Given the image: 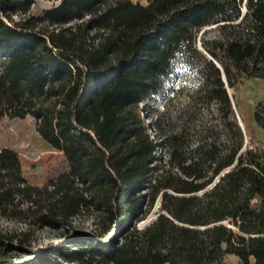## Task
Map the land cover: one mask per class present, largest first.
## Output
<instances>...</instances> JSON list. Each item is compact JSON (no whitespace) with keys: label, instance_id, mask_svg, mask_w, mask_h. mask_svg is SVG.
Returning <instances> with one entry per match:
<instances>
[{"label":"trees","instance_id":"obj_1","mask_svg":"<svg viewBox=\"0 0 264 264\" xmlns=\"http://www.w3.org/2000/svg\"><path fill=\"white\" fill-rule=\"evenodd\" d=\"M144 1L59 0L30 14L33 0H0V118H33L69 167L35 187L2 153L0 218L64 231L96 216V233L68 235L38 264H264V158L242 149L222 81L231 85L232 71L264 79V0ZM212 25L228 31L223 63L203 70L222 140L170 136L159 164L139 106ZM253 120L264 130V102Z\"/></svg>","mask_w":264,"mask_h":264},{"label":"rangeland","instance_id":"obj_2","mask_svg":"<svg viewBox=\"0 0 264 264\" xmlns=\"http://www.w3.org/2000/svg\"><path fill=\"white\" fill-rule=\"evenodd\" d=\"M145 5L144 0H130ZM59 0H33L30 14H38L58 4ZM228 31L217 25L206 26L197 31L193 50H184L171 62L167 77L161 79L158 90L143 100L139 109L141 119L151 138L159 143V164L166 159L165 139L174 136L180 145L193 146L199 139L213 137L222 140L223 124L218 105L203 92V70L212 75L208 62L215 67L223 63L219 51ZM211 53L218 55L213 58ZM229 94L234 119L243 135L244 151L257 153L264 158V130L253 120L257 106L264 102V79L253 78L232 71L231 85L222 77ZM230 93H229V91ZM241 123L244 130L241 127ZM4 152L16 155L25 181L35 187H44L69 172L61 152L54 151L40 138L36 121L27 116L23 119L0 118V155ZM139 222L142 227L151 220L156 211ZM94 214L79 216L72 220L67 230L49 228L29 229L23 224L0 218V264H38L37 255L52 254L56 257L58 246L68 235L94 234L98 231ZM227 264H240L232 256H226Z\"/></svg>","mask_w":264,"mask_h":264},{"label":"bare ground","instance_id":"obj_3","mask_svg":"<svg viewBox=\"0 0 264 264\" xmlns=\"http://www.w3.org/2000/svg\"><path fill=\"white\" fill-rule=\"evenodd\" d=\"M228 91H229V89H228ZM229 93H230V91H229ZM241 127H242V129L244 130V127H243L242 123H241Z\"/></svg>","mask_w":264,"mask_h":264},{"label":"water","instance_id":"obj_4","mask_svg":"<svg viewBox=\"0 0 264 264\" xmlns=\"http://www.w3.org/2000/svg\"><path fill=\"white\" fill-rule=\"evenodd\" d=\"M224 82V81H223ZM229 95V94H228Z\"/></svg>","mask_w":264,"mask_h":264}]
</instances>
